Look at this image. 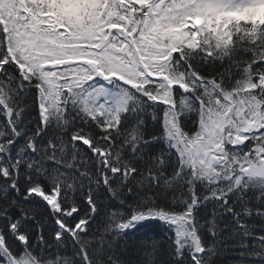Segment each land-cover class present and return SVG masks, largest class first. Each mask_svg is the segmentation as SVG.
Instances as JSON below:
<instances>
[{"label":"snow or ice","instance_id":"snow-or-ice-1","mask_svg":"<svg viewBox=\"0 0 264 264\" xmlns=\"http://www.w3.org/2000/svg\"><path fill=\"white\" fill-rule=\"evenodd\" d=\"M0 264H264V0H0Z\"/></svg>","mask_w":264,"mask_h":264}]
</instances>
